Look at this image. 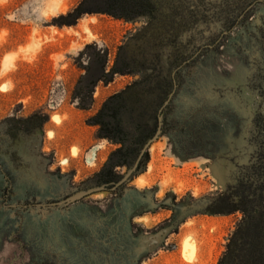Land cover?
<instances>
[{"label": "rangeland", "instance_id": "1", "mask_svg": "<svg viewBox=\"0 0 264 264\" xmlns=\"http://www.w3.org/2000/svg\"><path fill=\"white\" fill-rule=\"evenodd\" d=\"M80 1L0 0V264L219 263L243 215L204 211L261 149L254 25L264 24V4L253 26L239 24L248 10L237 0H156L152 17L62 25ZM56 4L67 11L49 17ZM104 53L108 72L117 63L126 72L100 81L83 110L76 89L89 64L100 72ZM146 73L166 131L150 148L147 185L134 181L122 198L88 190L119 147L89 120Z\"/></svg>", "mask_w": 264, "mask_h": 264}, {"label": "trees", "instance_id": "2", "mask_svg": "<svg viewBox=\"0 0 264 264\" xmlns=\"http://www.w3.org/2000/svg\"><path fill=\"white\" fill-rule=\"evenodd\" d=\"M156 0H81L68 15L60 21L62 25H76L86 15L105 14L120 20H134L141 16H153ZM237 8L247 11L239 24L253 26L256 17L255 6L264 4V0H237ZM237 16L233 24L239 22ZM231 26V25H230ZM256 26V27H255ZM254 34L264 54V24L254 25ZM100 72L92 76V64L87 73L81 77L75 92L79 107L89 110L94 105L93 92L100 81L108 80L110 75L126 72L118 63L108 72V54H102ZM146 72V70H144ZM153 76L145 75L144 79L130 84L126 89L110 96L100 110L93 115L89 123L99 128L98 137L108 139L118 147L111 153L109 160L96 177L88 190L121 191L125 196L126 186L143 175L151 161L150 148L164 131L159 113L162 106H155L149 96L154 94ZM257 120L259 137L263 140L260 152L251 166L244 170L238 183L221 194L205 209L209 215H231L242 213V219L229 234L225 250L218 264H264V123ZM150 144V147H146ZM135 171L123 182L127 175ZM127 169L117 173L118 169ZM123 182V183H122ZM122 190H125L122 192Z\"/></svg>", "mask_w": 264, "mask_h": 264}, {"label": "bare ground", "instance_id": "3", "mask_svg": "<svg viewBox=\"0 0 264 264\" xmlns=\"http://www.w3.org/2000/svg\"><path fill=\"white\" fill-rule=\"evenodd\" d=\"M67 11V7H65L64 5L61 4H56L54 6H52L49 10L46 11V14L50 17L51 15H55L57 14V12H62L65 13ZM92 21L95 22L96 21V17L92 18ZM137 185L144 187L147 185L146 180L144 179V177H139L136 180Z\"/></svg>", "mask_w": 264, "mask_h": 264}, {"label": "built area", "instance_id": "4", "mask_svg": "<svg viewBox=\"0 0 264 264\" xmlns=\"http://www.w3.org/2000/svg\"><path fill=\"white\" fill-rule=\"evenodd\" d=\"M69 164V159L68 160H65L63 159L61 162H60V165L62 166H65V165H68ZM64 170L66 169L65 167L63 168ZM165 248H167V250L169 252H176L179 250L180 246L179 244H176V243H168Z\"/></svg>", "mask_w": 264, "mask_h": 264}, {"label": "crops", "instance_id": "5", "mask_svg": "<svg viewBox=\"0 0 264 264\" xmlns=\"http://www.w3.org/2000/svg\"><path fill=\"white\" fill-rule=\"evenodd\" d=\"M141 177V176H140ZM139 178V177H138ZM137 178V179H138ZM136 179V180H137ZM135 180V181H136ZM213 216V215H212ZM241 219H242V217H241ZM209 253H210V249H209V247H207V248H204V254H205V256H207V255H209ZM169 264H185V263H182V261H176V262H174V263H169ZM197 264H218V263H197Z\"/></svg>", "mask_w": 264, "mask_h": 264}, {"label": "water", "instance_id": "6", "mask_svg": "<svg viewBox=\"0 0 264 264\" xmlns=\"http://www.w3.org/2000/svg\"><path fill=\"white\" fill-rule=\"evenodd\" d=\"M169 102H170V101H169ZM149 147H150V144L146 147V149L149 148ZM138 163H139V161L137 162L135 168H134V169H133V170L127 175V177L123 180V182L126 181V179H127V178H128V177H129L134 171H135V169H136ZM123 182H122V183H123ZM100 189L103 190L102 188H100ZM54 205L57 206V205H60V203H56V204H54Z\"/></svg>", "mask_w": 264, "mask_h": 264}]
</instances>
